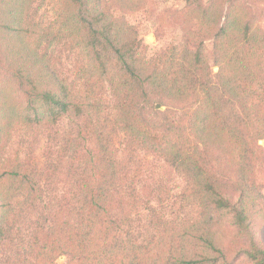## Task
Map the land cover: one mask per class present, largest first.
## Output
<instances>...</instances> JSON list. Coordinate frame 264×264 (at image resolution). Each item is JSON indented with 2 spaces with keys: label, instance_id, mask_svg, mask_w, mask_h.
I'll use <instances>...</instances> for the list:
<instances>
[{
  "label": "trees",
  "instance_id": "1",
  "mask_svg": "<svg viewBox=\"0 0 264 264\" xmlns=\"http://www.w3.org/2000/svg\"><path fill=\"white\" fill-rule=\"evenodd\" d=\"M182 2L146 60L149 0H0V264H264V0Z\"/></svg>",
  "mask_w": 264,
  "mask_h": 264
},
{
  "label": "rangeland",
  "instance_id": "2",
  "mask_svg": "<svg viewBox=\"0 0 264 264\" xmlns=\"http://www.w3.org/2000/svg\"><path fill=\"white\" fill-rule=\"evenodd\" d=\"M150 9L146 13H138L135 15L126 16V19L136 26L138 31V37L142 43L139 49L140 55L146 60L156 57L159 51H175L183 47L182 28L179 23L169 18L167 12L168 9H178L183 6L182 0H149ZM207 1V0H203ZM38 18L41 23L49 22L51 19V11L46 6H41L38 9ZM260 20L264 24V4L260 7ZM57 46H49V50L56 51ZM211 42L207 40L204 43L203 50L206 58L211 63ZM59 61L62 64L64 73L69 78H73L75 74L74 52H60ZM216 69L213 68V71ZM97 101L102 104L101 107L107 106L110 101V96L107 90L100 93ZM97 96V97H98ZM100 108V109H102ZM161 108V107H160ZM102 114L100 115L101 118ZM70 118L63 117L58 123L51 127V130L47 128H35L28 133L23 130H19L21 137L10 141L14 143V147L19 151L21 155H27L32 163L36 167H41L44 163V154L46 151V144L48 135L61 134L69 125ZM21 140L23 142L21 143ZM118 142V136L116 137ZM260 145H264V140H259ZM262 193H264V185L261 187ZM233 237L232 234L228 235ZM241 243V241H237ZM65 257H60L56 263L63 264Z\"/></svg>",
  "mask_w": 264,
  "mask_h": 264
},
{
  "label": "water",
  "instance_id": "3",
  "mask_svg": "<svg viewBox=\"0 0 264 264\" xmlns=\"http://www.w3.org/2000/svg\"><path fill=\"white\" fill-rule=\"evenodd\" d=\"M156 108H160V105L159 104H156Z\"/></svg>",
  "mask_w": 264,
  "mask_h": 264
}]
</instances>
